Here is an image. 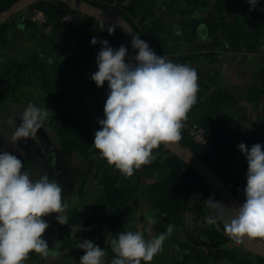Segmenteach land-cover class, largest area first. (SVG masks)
<instances>
[{
	"label": "trees",
	"instance_id": "obj_1",
	"mask_svg": "<svg viewBox=\"0 0 264 264\" xmlns=\"http://www.w3.org/2000/svg\"><path fill=\"white\" fill-rule=\"evenodd\" d=\"M17 1L0 0V15ZM82 1L130 25L157 55L197 69V102L183 122L182 139L177 144L214 170L242 204L247 164L237 145L244 143L245 131L255 129V121L246 123L250 116L245 111L252 109L264 121V57H259V81L252 80L239 93L221 84L219 71L208 72L212 68L207 67L217 62L220 50L243 55L244 61L264 54V0L251 11L247 0ZM36 11L43 13L44 24L30 20ZM68 16L72 19L65 23ZM200 24L206 25L204 39L197 32ZM175 28L181 30L180 35L175 34ZM108 29L106 24L58 0H38L0 24V55L15 45L17 30L25 43L31 42L29 52L21 50L0 65V116H6L3 108L13 103L2 93L9 77L11 91L21 87L33 90L36 99L31 103L50 110V121L44 128L17 141L18 149L24 152L19 159L33 179L48 173L59 176L56 180L64 188L63 202L67 205V223L60 225L56 214L49 215V226L43 234L49 250L58 255L42 257L31 252L23 264H69V255L80 261L84 252L78 246L83 240L105 249V264H111L115 254L107 240L119 232L134 231L123 213L136 200L156 213V222L151 225L154 235L165 232L171 224L185 236L180 247L187 253L176 264H264V257L230 240L222 222L206 224L205 217L215 210L205 200L223 203L228 213L226 202L197 170L163 145L153 149L152 162L131 177L108 164L92 145L99 127L97 120L103 118L107 83L97 88L90 80L97 70L95 58L100 50V44L92 46L90 40L93 36L98 41L106 40L114 49L125 46L126 61L135 55L124 34L114 29L109 35ZM238 102L247 107L234 115L230 110ZM23 110L11 114L16 127ZM193 126L202 130L208 149L190 137ZM48 130L52 136H48ZM257 142L253 140L249 148ZM248 236L264 244V236Z\"/></svg>",
	"mask_w": 264,
	"mask_h": 264
},
{
	"label": "clouds",
	"instance_id": "obj_2",
	"mask_svg": "<svg viewBox=\"0 0 264 264\" xmlns=\"http://www.w3.org/2000/svg\"><path fill=\"white\" fill-rule=\"evenodd\" d=\"M247 3L251 11L259 0ZM205 29L204 24L197 28L201 39ZM113 31L109 27L107 32L111 35ZM125 32L132 34L131 48L136 53L127 61L125 46L114 49L106 40L98 41L95 36L90 40L92 46L100 44L95 58L97 70L90 80L97 88L107 83L103 118L97 120L92 145L108 164L131 177L152 162L153 149L182 139L183 122L197 102L199 85L195 67L157 55L140 36L130 29ZM175 34L180 35L181 30L175 28ZM49 111L45 105L27 104L13 139L36 135ZM237 150L247 164L244 201L225 215L226 205L206 199L215 211L205 217V222L209 226L222 222L229 239L238 243L246 235L264 236V145L257 142L249 148L240 143ZM63 192L61 183L47 174L33 179L17 156L0 148V264H23L31 252L42 257L58 255L49 250L43 238L49 225L42 217L56 214L58 224L67 223ZM155 222L151 216L147 219L149 226ZM173 232L171 224L150 239L140 231L119 232L107 240L115 254L111 264H150ZM78 247L84 252L79 264H105L107 251L93 241L83 240Z\"/></svg>",
	"mask_w": 264,
	"mask_h": 264
},
{
	"label": "rangeland",
	"instance_id": "obj_3",
	"mask_svg": "<svg viewBox=\"0 0 264 264\" xmlns=\"http://www.w3.org/2000/svg\"><path fill=\"white\" fill-rule=\"evenodd\" d=\"M18 31V30H17ZM16 31V37L18 39L15 41V45H11L7 52H1L0 55V65L6 64L8 58H15V53H19L21 50L26 52L30 51V43H25L22 35ZM4 49H7L5 47ZM243 55H236L233 53H225L220 50V54L217 62L209 65L207 69H210L208 72L219 71L220 80L227 88H231L233 91L239 93L240 89H244L248 84L253 80L254 82L259 81L258 77L260 76V60L259 57H264L262 55L250 56L247 60L242 59ZM19 57V56H17ZM16 57V58H17ZM9 79L4 87V95L9 101L13 100V103H7V106L3 108L6 113V116H0V140L3 143V149L17 156L18 158L23 157V153L17 147V140L13 139L16 123L13 124V113H18L25 109L27 104L31 103L36 99L35 91L30 90L26 87H21L16 91H11L10 86L13 85L12 79ZM257 79V80H256ZM1 88V89H2ZM246 104L244 102H238L230 112L232 114H237L239 110L244 108ZM247 107V106H246ZM246 115L250 116L249 122L255 121V129L251 133L244 132V144L248 145L253 143V140H258L261 143H264V121L259 118V114L252 109H248L244 112ZM15 120V119H14ZM50 120L47 118L42 123V128H44ZM249 125V124H248ZM251 127V126H249ZM48 130V136H52V133ZM50 138V137H49ZM78 160L74 161V165L77 166ZM50 179H55L59 176H56L53 173H48ZM58 180V179H57ZM64 194V193H63ZM227 215L226 212H224ZM152 217L156 220V213L153 210H150L145 203L141 200H136L131 203V205L125 209L123 217L125 222L133 228L134 231H140L144 234L146 239L152 238L154 235L151 226L147 224V219ZM49 217H44V220H48ZM186 240L185 236L181 233L180 230H174L168 240L165 241L163 246V251L157 254V257H154L152 262L158 264H176L177 261L181 260L183 256L187 253L186 249L180 247L181 243H184ZM57 245H60L59 241ZM264 245V244H263ZM63 254H68V252H63ZM69 264H79V261L73 255H69L68 261Z\"/></svg>",
	"mask_w": 264,
	"mask_h": 264
},
{
	"label": "water",
	"instance_id": "obj_4",
	"mask_svg": "<svg viewBox=\"0 0 264 264\" xmlns=\"http://www.w3.org/2000/svg\"><path fill=\"white\" fill-rule=\"evenodd\" d=\"M38 0H18L12 5L6 12L0 15V24L5 22L11 16L21 12ZM66 3L71 9L80 12L84 15L92 17L109 27H113L115 30L124 34L131 42L132 34L126 33L130 29L133 33L135 31L127 23L112 17L107 12L85 2L82 0H58ZM136 34V33H135ZM135 52V50H134ZM136 54V53H135ZM169 152L185 162L190 167L197 170L216 191L220 194L222 199L226 202L228 208H235L236 205L240 204L237 197L234 195L230 186L226 185L222 179L212 170L209 166L203 163L198 157H196L189 149H186L179 144H162ZM242 247L255 255L264 257V245L253 242L248 235L244 236L240 241Z\"/></svg>",
	"mask_w": 264,
	"mask_h": 264
},
{
	"label": "built area",
	"instance_id": "obj_5",
	"mask_svg": "<svg viewBox=\"0 0 264 264\" xmlns=\"http://www.w3.org/2000/svg\"><path fill=\"white\" fill-rule=\"evenodd\" d=\"M71 19H72V16L66 17L65 23H68L69 21H71ZM30 20L34 22L35 24H44L46 21L43 13L40 11L34 12ZM190 137H192V139L196 143L202 145L205 149H208V144H207L205 137L203 136V132L197 126H193L192 129L190 130Z\"/></svg>",
	"mask_w": 264,
	"mask_h": 264
}]
</instances>
